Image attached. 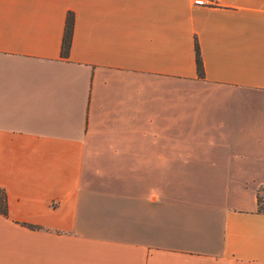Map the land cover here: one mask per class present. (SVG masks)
<instances>
[{"label":"crops","instance_id":"crops-1","mask_svg":"<svg viewBox=\"0 0 264 264\" xmlns=\"http://www.w3.org/2000/svg\"><path fill=\"white\" fill-rule=\"evenodd\" d=\"M205 1L0 0V264H264V0Z\"/></svg>","mask_w":264,"mask_h":264},{"label":"trees","instance_id":"trees-1","mask_svg":"<svg viewBox=\"0 0 264 264\" xmlns=\"http://www.w3.org/2000/svg\"><path fill=\"white\" fill-rule=\"evenodd\" d=\"M73 23H74V16H73V13L69 11L66 16L64 34H63L62 43H61V54L63 56H67L69 53L70 44H71V36H72V31H73ZM195 63H196L197 73L200 76L203 75V64H202L199 44L197 40H195ZM257 201H258V210L260 212H264V208L261 205L259 196L257 198ZM0 213L4 215L7 213V195H6L5 190L1 187H0Z\"/></svg>","mask_w":264,"mask_h":264},{"label":"rangeland","instance_id":"rangeland-1","mask_svg":"<svg viewBox=\"0 0 264 264\" xmlns=\"http://www.w3.org/2000/svg\"><path fill=\"white\" fill-rule=\"evenodd\" d=\"M258 196L260 198L261 205L264 208V185L259 188Z\"/></svg>","mask_w":264,"mask_h":264},{"label":"built area","instance_id":"built-area-1","mask_svg":"<svg viewBox=\"0 0 264 264\" xmlns=\"http://www.w3.org/2000/svg\"><path fill=\"white\" fill-rule=\"evenodd\" d=\"M195 3L203 4V3H206V1L205 0H195Z\"/></svg>","mask_w":264,"mask_h":264}]
</instances>
